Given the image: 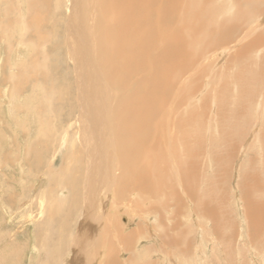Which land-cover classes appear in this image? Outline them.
I'll return each mask as SVG.
<instances>
[{
    "label": "rangeland",
    "instance_id": "rangeland-1",
    "mask_svg": "<svg viewBox=\"0 0 264 264\" xmlns=\"http://www.w3.org/2000/svg\"><path fill=\"white\" fill-rule=\"evenodd\" d=\"M74 1L47 0L44 3L43 0H29V2L28 0H0V264H75V262L76 264H105L103 258L108 254L109 242H114L113 240L116 239L118 240L114 242L113 256V260H115L108 264H264V228L254 232L255 229L251 227L248 208L243 198V189L239 184L247 171L261 173L264 176V163L262 164L261 157L264 150L260 143L253 141L255 139L253 138L254 131L253 136L244 140L239 139L237 134L231 133L230 139L233 140L231 150L233 149L232 154L235 157L231 160L227 159V171L223 175L220 170L221 163L217 166L212 163L213 160H210L208 140L213 136L214 139L218 137L217 129L212 125L219 118L218 102L223 101L222 105L229 102L231 118L233 116L231 110L237 109V102L241 100L243 89L241 90L240 69L237 66L239 61H241L240 64L249 66V69L255 74L254 79L257 80V83H254L256 86L253 93L254 99L246 101L252 104L247 106V116H242V122H245V118L249 117L251 119L247 122L248 128L251 130L255 128L256 133L258 129H264L262 128L264 112L260 117L261 120L259 119L261 125L252 128L260 116L256 107L259 106L258 111L264 110V95L260 91L261 83H259L260 76L263 77L260 78L264 82V73H260L261 68L264 71L260 63L264 61V45H259L251 53V60L247 58L248 61H245L244 54L237 55L243 42L251 38V35L254 36L256 33L264 35V0H195L194 2L190 0L196 7L200 5L201 8L197 7V9L200 10L199 14L204 20L208 19L206 10H210L212 7L216 8L214 21L218 23L217 27L221 30L217 33L212 32V27H216L215 24L202 26L205 28L206 25V29L202 32H206L213 43L207 44L206 48L208 49L204 47L203 54L194 57V64L182 74L185 75L179 80L175 92L172 91L171 94L175 95L177 102L178 100L182 102L185 97L187 98L185 102L181 103L183 107L181 110L186 109L190 112L192 109L196 111L205 108L206 119H203L199 131L196 130L197 128H193L192 135L188 133V138L179 134L178 153L176 156L172 154L173 162L175 161L176 165L172 162L171 167L165 168L164 172V179L167 181L164 186L166 188L171 186L169 189L174 192L167 193L169 190L166 188V192L163 188L158 190L156 193L159 194L158 196H155V193L140 196L133 192L128 198L132 196L131 199H136L140 196L139 200L142 205L138 206L129 201L126 196L124 199L117 197H115L116 200L112 199L111 188L113 190L114 188L112 186L108 188L109 183L107 182L111 174V167L106 166L110 164L101 160L103 164L101 165L100 161L92 160L90 168L85 164L82 165L84 160H89L95 152H89V148L81 140L83 134L79 119H82L80 104L83 100L79 98L82 95L78 97L76 66L69 57L71 56L70 48L68 44L65 47L63 42V38L67 41V35L73 36L74 29L69 30L68 25L70 23L69 16L77 18L73 12L76 10ZM185 1L180 0L179 8L186 4ZM57 2L59 6H57ZM246 4L252 6L248 11L250 16L245 20H240L237 15H239V10L247 11ZM194 9L193 7L190 13L192 19ZM44 18L45 21H43ZM79 20L77 19L75 22ZM224 20H228L227 22L236 28L233 30V36L230 37L231 40L220 43L218 42L220 41L219 34H223L225 29H222L219 24ZM36 31H40V33L37 32L39 35L36 34ZM206 34H200L199 37L204 38ZM38 37L39 39H37ZM57 41L61 46L52 48L58 43ZM49 43L53 45L51 46ZM61 49L62 60L59 57ZM46 58L48 61L45 60ZM249 61L251 62L249 63ZM39 68H42L43 71ZM33 69L36 71L35 74H38L34 75ZM249 69L246 70L247 75ZM37 75L39 76L37 77ZM41 78H44L43 82ZM45 87L51 94L47 90L48 93L45 91ZM262 89L264 91V83ZM49 95L53 97L49 98ZM47 98L49 101L45 102L48 100ZM111 102L112 105L109 109L115 104V99L111 98ZM39 104L40 106H38ZM44 104L47 105V108L43 107ZM38 108L40 109L38 110ZM182 115H186V113ZM43 116L45 117L42 118ZM46 116L53 120L49 117L50 120H47ZM40 120L45 123L40 124ZM234 120H231L232 123ZM97 123L99 124V119ZM42 125L50 126L52 131H47L50 128L44 126L47 128L44 129ZM39 126L44 130L41 129L40 132ZM60 128L63 129V132ZM65 128L71 130L67 131ZM230 128L228 121L225 122L224 131ZM58 130L61 131L58 133ZM43 131L45 133L54 131L51 135H53L55 146L48 150V157L42 158L43 168L38 172L30 166L32 157L28 154V145L36 142L34 148H37L39 141L48 135ZM261 131L263 132V130ZM64 132L68 134L65 135L70 137V140L62 138L64 134L61 137L58 136ZM87 133L89 137H92L93 131L90 130ZM197 133H200L202 140L196 137L194 138L195 142L187 140L193 138ZM57 136L60 138H56ZM45 141L44 143H47V139ZM49 141L51 142L50 139H48ZM69 141L72 142L69 143ZM241 142L245 146L246 143L248 145L245 150H242L243 153H241V148L245 146H241ZM184 144L188 148L190 146L189 150H186ZM72 146H74V150L81 149L82 154L76 150L78 157L76 155L73 157L76 164L68 161L70 168L68 172L72 174V169H74L73 174L78 177L77 174L81 175V170L78 168L82 165L83 181L84 183L86 179L89 181L85 190H82L81 199L77 202V208H79L74 216L68 215V194L63 193L64 190L60 188L49 186L47 173L43 172L45 166L52 165V160L57 168L65 153L73 149ZM224 147L226 145L219 144L217 147L219 154L223 152ZM52 150H54L53 153H51ZM183 151L201 152L198 171V177L200 175L201 178L199 184H193L191 187L194 194L192 197L185 193L181 186L183 178L179 160L180 157L183 159ZM83 154L85 159L84 156L81 158L79 156ZM105 154L108 153L105 152ZM250 154H255V156ZM249 156L255 158L254 166L246 163ZM113 161L116 163L118 159ZM168 161L170 162L169 157ZM77 164L78 166H76ZM76 167H78V172ZM120 167L118 166V168ZM95 168L96 170H94ZM216 168L217 170H215ZM221 174L222 176H220ZM209 181L215 185L216 193L213 195L211 194L213 191L209 194L204 193L208 189ZM48 190L52 191L51 198L46 197ZM188 190L190 191V189ZM250 195L248 199L264 201V190L261 191L257 186L256 191L253 190ZM199 197L200 199L196 200ZM94 203H97V208L90 212L93 213L91 216L88 214L87 208L94 207L92 205ZM207 203L214 205L215 209L212 210L217 214V220L204 213L203 206ZM55 206L61 208H56L55 215H53L51 211ZM138 209L142 211L140 212ZM58 215L61 218H55ZM88 215L92 219L89 222L95 227L89 232L92 234L83 241L80 229L78 230L77 227L82 220L87 219ZM106 221L110 226L117 225L118 232H112L111 235L105 234L103 227ZM175 221L178 225L176 231L172 229L175 228ZM61 222L64 224L62 225ZM62 228L66 229L62 231ZM170 229L172 230L169 231ZM133 230H137V234L132 233L128 237V233L134 232ZM173 232L178 234L177 240L171 239L172 235L175 236ZM65 234L67 237L66 246L61 248L59 258L56 256L55 260L54 255L57 250H54L55 243L59 241L60 236ZM120 236L121 238H119ZM44 238H49V241L42 245L41 242ZM94 240H97L96 244ZM49 254L52 256H50V260H47L46 256Z\"/></svg>",
    "mask_w": 264,
    "mask_h": 264
},
{
    "label": "bare ground",
    "instance_id": "bare-ground-1",
    "mask_svg": "<svg viewBox=\"0 0 264 264\" xmlns=\"http://www.w3.org/2000/svg\"><path fill=\"white\" fill-rule=\"evenodd\" d=\"M192 1L194 2L195 0ZM43 2L46 3L47 0H43ZM179 3L180 0H75L73 4L76 5V10H74L75 8L71 9L74 10L73 12L76 14L77 18L69 16L70 23L68 25L69 30L74 29L72 33L73 36L67 35V41L63 38L65 47L68 44L70 48L69 52L71 56L69 57H71L72 61L74 62L73 64L76 66L75 75L78 97L82 95L79 98H82L83 100V102L80 104V116L82 119H79L83 134V139L81 140L85 145H87V148L90 150L89 152H95L93 153V156L87 153L89 156H92L89 160H87V158V161L84 160V154L86 152L83 155H79L80 158L84 156V159L82 158L84 160L82 165L85 164L88 166V168H90L93 163L92 160L100 161L101 165H103L101 160L107 164H110L106 166L111 167V171L109 170L111 174L107 179V182L109 183L108 188L110 186L114 188V190L111 188V191L113 192L110 194L112 199H115V197L124 199L126 196L129 201L133 202L134 205L136 204L137 206L142 205L139 200L140 196H146L153 193L156 194L157 191L162 188L165 190L166 187L164 185L167 181L164 179V172L165 168L171 167L170 164L173 162L172 154L176 156L178 153L179 134L186 138L188 133L192 135L193 128H197L196 130L199 131L201 128L200 125L203 122V119L206 117L205 108H200V110L196 111L192 109L190 112L186 109L181 110V108H183L181 103L185 102L187 98L185 97L182 102H179V100L177 102V98L174 94H171V92H175V89L178 87L179 80H181L185 75L182 74L187 70L188 67L194 64V57L196 58V55L199 56L203 54L204 47L205 49H208L206 48L208 47L207 44L213 43L210 39V36L206 34V32H202L204 29H206V25L215 24L216 27H212V32L214 33H217L221 30L219 27H217L218 23L214 21L217 9L212 7V9L206 10L208 12V19L204 20L201 14H199L200 10L197 9V7L201 8L200 5H197L196 7L194 3L190 2V0H186L185 3L187 5L184 4L179 8ZM28 5L30 4L28 3ZM57 6H59L58 2ZM193 7L195 9L193 11L194 14L192 19V15L190 13L192 12ZM251 7V5L246 4L245 8L247 11L245 9L241 11L239 10V15H237V17L240 18V20L247 19L248 16H250L248 15V11H250L249 8ZM44 10L47 11L46 9ZM77 19L80 20L75 22ZM43 21H45V18ZM227 21L228 20H224L219 24L222 29H225L223 34H219L220 41L218 42L220 43L231 40L230 37L233 36V30L236 28L235 26L230 25ZM204 24H206L205 28L202 27ZM37 32L40 33V31H36V34ZM200 34L206 35L204 38H201L199 37ZM250 37L251 38L248 37L249 39L247 41L243 42L242 47L237 54H244L245 61H248L249 58L251 60V53L259 45H264V35L262 33L261 35L256 33L254 36L251 35ZM49 38H51V36ZM37 39H39V37ZM49 45L52 46L53 44L49 43ZM58 46H61L59 42L53 45L52 48H57ZM59 57H63L62 49L60 51ZM247 58L248 60H246ZM45 60H47V58ZM41 62L43 63V59ZM240 62L241 61H239V64L236 65L240 69L239 77L241 80V90L243 89L241 92V100L239 98L240 102H237V109L231 110L233 112V116L231 118L229 116V102H227L225 105H222L223 101L218 102L219 118L217 121H214V124H212L213 127L217 129L216 131L218 132V137L214 139L213 136L208 139L210 146V160H213L212 163L217 166L221 163L222 167L220 166V170L223 175L226 174L227 171V159L230 158L231 160L235 157L232 154L234 152L233 149L231 150L233 146L231 145L233 144V140L230 139L231 133L233 135L237 134L239 139L244 140L251 136L254 131L255 134L252 136L255 139L253 141L255 143H260L261 148L264 150V129H258V135L256 133V129L254 128L261 125L260 117L263 116L264 110L260 109L258 111L259 106L256 107V111L260 116H258L259 118L256 119V125L252 127L254 128L253 130L248 128L247 125V122L251 118L246 117L245 122H242V116H247V106L252 104L246 101L254 99L253 93L256 90L254 83L256 84L257 80L254 79L255 74L249 69V66H246L242 63L240 64ZM250 62L251 61H249V63ZM260 63L264 68V61H261ZM34 64L37 65L36 63ZM247 69H249L248 75L246 73ZM32 71L34 75L38 74H35L36 71H34V69ZM260 73H264L262 68ZM38 76L39 75H37V77ZM260 77V91L263 92L264 95V91H262L264 82L263 79H261L263 77ZM43 79L41 78L42 82ZM46 90L47 89L45 87V91ZM257 91L260 93L259 88H257ZM49 94H51V92ZM48 97L52 98L53 96L50 97L49 95ZM111 98L115 99V104L109 109L110 105H112ZM88 99L92 102V105ZM223 99L224 97L222 96V100ZM48 101L49 99L45 102ZM38 106H40V104ZM45 106L43 107L47 108V105ZM39 109L40 108H38V110ZM183 113H186V115H182ZM66 114L68 115L69 113ZM44 117L45 116L42 118ZM48 117L47 120H50L51 118L49 117V119ZM54 117L56 118V115ZM98 119L99 124L97 123ZM232 119H235L233 123L231 121ZM40 121V124H43L44 121ZM227 121L231 128L227 131H224L225 122ZM263 126L262 128H264ZM46 127H44V129H47L48 127L50 128V126L47 128ZM69 127L71 128L70 125ZM70 128L65 129L68 131L71 130ZM53 129H55V127H53ZM60 129L62 131L58 130V133L60 131L63 132V129ZM48 130H51V128L47 129V131ZM90 130L93 131L94 134H91L92 137H89L87 133V131L89 132ZM261 130H263V132ZM246 131H248V133H246ZM53 132H44L45 134L48 133V135L44 134L45 137L39 141L36 146L37 148H34L36 142L32 144L30 143L28 145V154L32 157V164H30V166L33 170L35 169L39 172L40 169L43 168L41 165V162L43 161L42 158H45L44 156L48 157V150H51V148L55 146L53 135H51ZM67 133L64 132L58 136L61 137V135L64 134L62 138L65 140H68L69 138L70 140V137L65 135ZM58 136L56 138H60ZM188 137L189 136H187V138ZM195 137L199 140H202L200 139V133L195 134L193 138H189L187 140L195 142ZM46 139L47 143H44L46 142ZM48 139H50L51 142H48ZM70 142L72 141H69V143ZM242 142L241 146H245ZM197 143L199 144V142ZM104 144L105 146H103ZM219 144L226 145V147H224L225 149L220 154L217 151ZM56 146L58 145L56 144ZM184 146L186 150H189L190 146L189 148L186 147V144H184ZM72 147L73 149L71 151L65 153L62 162L57 168L54 166L52 160V165L45 166L43 172L47 173L46 177L50 182L49 186L60 188L61 190H64L63 193L68 194V215L74 216L76 214V210L79 208H77V202L81 199L82 190H85L89 181L86 178V182L84 183L83 181L84 172H82L83 166L81 164L79 168L76 167L77 172L79 171L78 169L81 170L80 176L77 174V177L73 174L75 172L74 169H72L73 175L71 172H68L70 171L68 161L74 163L75 158L73 157H75L77 151L81 152L80 148V150L76 149V151L74 150V146ZM198 147L200 148V146ZM246 147H248L247 143L244 148H241V151L245 150ZM53 151L54 150H52L51 153H53ZM105 152L108 154H105ZM241 153H243V151ZM77 155L76 157H78ZM250 155L255 156V154ZM200 156V151H185L183 154V159L180 157L181 159L179 160V164L182 168L181 176L183 178L181 186L183 187L184 192L188 193L191 197L193 194L191 189L192 185L196 183L199 184L201 178L200 175L198 177L199 165L201 162L199 160ZM168 157L170 158V162L168 161ZM261 157L263 159V164L264 153H262ZM114 159H118V165L117 162L114 163ZM83 160L81 161L83 162ZM255 162L256 160L253 156L247 157L246 163L249 165L254 166ZM173 163L176 165L175 161ZM76 166H78V164ZM118 166H121V169L118 168ZM94 170H96V168ZM215 170H217V168ZM222 174L220 176H222ZM92 177L94 178V176ZM205 181H207V178H205ZM239 184L240 188L243 189V198L248 208L247 212L249 215V220L251 219L250 225L253 229H255L254 232H256V230L258 231V229L264 228V201L251 200L248 199V196H251L250 194L253 190L256 191V186L260 188L261 191L264 190V176L261 175V173H249L247 171L245 172L244 177L241 178V182ZM207 186L208 189L204 193L209 194L212 191V195L216 193L214 189V183L209 181ZM169 188H171V186H167L166 189L169 190L167 193H173L174 191L171 192ZM188 189H190L191 192ZM133 192H136L140 196L137 195L139 197L136 199H131L132 196L128 198V196H130V194ZM51 193L52 191L48 190L46 197L51 198ZM158 195L159 194H156L155 196ZM200 197L196 198V200L200 199ZM96 204H92L94 207H88V211L86 209L89 215H93V213L90 212L95 211L97 208ZM208 204L209 203L203 206L204 213L208 217L217 220V214H215V211L212 210L215 209L214 205ZM56 208L61 207L55 206L51 211L53 215H55L54 212L56 211ZM138 210L140 212L142 211L141 209ZM89 215L87 216V219L82 220L79 227H77L78 230L80 229V233L83 237L81 240L84 239L83 241H85V239L92 234L89 232L95 227L89 222L92 221ZM57 217L61 218L59 215L55 218ZM95 217L97 218V216ZM162 217L161 220H163ZM61 223L62 225L64 224L63 222ZM65 226H67V224H65ZM177 227V221H175V228L172 229L176 231ZM65 229L66 228H62V231ZM104 230L105 234L111 235L110 233L112 232H118V226H110L106 221L103 227V231ZM133 231L134 232L130 231L128 233V237H130L132 233L137 234V230ZM163 232L167 233L166 231ZM175 233V236L172 235L171 239L177 240L176 238L178 234ZM119 238H121V236ZM117 240L118 239L113 241L116 242ZM48 241L49 238H44L41 243L44 245ZM96 241L97 240H94V243ZM114 242H109L110 247L108 246V254L105 258H103V263L105 264L115 260H113L115 252ZM66 243V234L64 236H60L59 241L55 243L54 250L57 249L56 254L54 255L55 260L56 256L59 258V251L61 248L66 246ZM50 256L52 255H47L46 259L50 260Z\"/></svg>",
    "mask_w": 264,
    "mask_h": 264
}]
</instances>
